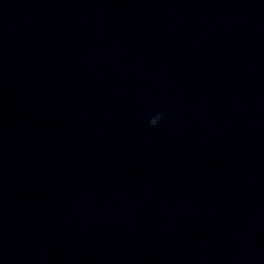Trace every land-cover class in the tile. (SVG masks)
I'll list each match as a JSON object with an SVG mask.
<instances>
[{
	"label": "clouds",
	"instance_id": "9594fccd",
	"mask_svg": "<svg viewBox=\"0 0 264 264\" xmlns=\"http://www.w3.org/2000/svg\"><path fill=\"white\" fill-rule=\"evenodd\" d=\"M164 119V116L162 113L157 112L154 116H152L148 123L151 127L155 128L159 125V122L162 121Z\"/></svg>",
	"mask_w": 264,
	"mask_h": 264
}]
</instances>
